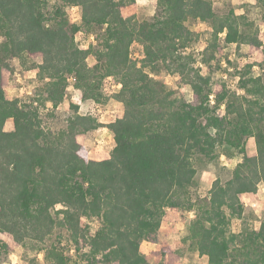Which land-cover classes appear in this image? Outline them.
<instances>
[{
  "label": "trees",
  "instance_id": "16d2710c",
  "mask_svg": "<svg viewBox=\"0 0 264 264\" xmlns=\"http://www.w3.org/2000/svg\"><path fill=\"white\" fill-rule=\"evenodd\" d=\"M255 3L241 4L243 15L237 16L233 9L217 15L213 0H157L155 15L139 21L136 0H55L52 5L0 0V233L10 236L9 243L0 241V261L25 239L42 242L57 227L68 233L75 251L89 248L84 256L90 264H174L181 255L172 246L162 248L155 263L140 252L142 242H157L167 222L186 227L183 241L206 255L207 264H264V223L254 231L243 219L239 199L255 195L264 181V48L258 38L264 35V0ZM72 5L80 6V24L67 18L65 8ZM197 17L213 29L200 53L207 70L203 77L192 52L198 36L188 24ZM225 27L221 39L217 34ZM78 31L95 35V45L80 50L74 41ZM230 43L261 56L255 78L253 63L234 68L233 78H240L234 87L220 77L228 72L220 61ZM89 56L97 61L92 68L85 63ZM13 58L26 69H39L38 94L29 104L4 91ZM37 58L41 63L34 62ZM162 72L179 74L175 87L155 78ZM69 77L80 101H117L122 118L102 124L90 114H77L79 106L68 102L61 128L44 127L39 107L51 102L46 116L58 118L59 106L69 100ZM117 83L123 85L118 93H106ZM182 85L190 86L191 101L180 94ZM9 119L12 129L5 130ZM101 127L113 134L114 146L108 159L97 162L87 157L84 140ZM250 138L254 152L246 148ZM219 148L221 155L240 157L242 163L229 180L215 179L205 197L193 200L194 160L211 162ZM57 203L65 208L52 215ZM81 217L98 222L94 234L80 226ZM233 219L243 223L238 233L231 232ZM42 251L47 264H69L54 244Z\"/></svg>",
  "mask_w": 264,
  "mask_h": 264
},
{
  "label": "rangeland",
  "instance_id": "374dc122",
  "mask_svg": "<svg viewBox=\"0 0 264 264\" xmlns=\"http://www.w3.org/2000/svg\"><path fill=\"white\" fill-rule=\"evenodd\" d=\"M48 1H49L50 5H52L55 0H48ZM244 3L249 4L247 2H243V3H238V4L234 5L232 3V0H213V9L217 15H223V14H226L230 9H233V10L238 9L239 6L241 4H244ZM250 5L256 6V3L250 4ZM151 7H152V4H151L150 0H149V3L145 4V5H138L137 4V19L139 21H141L144 19L151 18L152 15L147 14ZM255 10H258V8ZM65 11H66L68 20H70L71 11H69V8H65ZM188 24L190 25V27L192 29L197 24V21H190ZM205 24L208 27H210L209 24H207V23H205ZM193 32H195L198 36V40L193 45V48H192V52L194 54V57L197 59V58L201 57L200 56L201 52H196L195 47L199 44L200 40L203 37L208 36L210 39L211 38V32H208L207 29L197 30V31H193ZM208 40L205 41L206 44H207ZM227 47H225V49ZM225 49L223 50L221 57L224 60L225 64H226V60L229 61L230 64L229 65L226 64V65H227V67L233 69V71H234V68H236V69L241 68L239 65L240 59H242V58L247 59L253 55V54H250L249 51L242 52L240 49L237 50L235 48L233 51L235 52L236 59L235 60H229L228 58H229V56L232 55V52L225 51ZM131 50H132L133 56L137 57L139 55V47L137 45L132 46ZM37 59L40 60V58H37ZM37 59L34 62H36ZM252 63L255 64L256 61L254 60V61H252ZM248 64H250V63H248ZM13 67H14V72H15L16 66L13 65ZM256 67H258V66H256ZM19 68L21 69L19 75L21 76V79L24 80V83L23 84L17 83L15 76L12 75L11 79L8 81L7 88L15 89L18 91L21 87L27 88L28 85L35 84L36 86L31 89V95H29L26 91L22 95L17 96L14 94L11 97V98L18 99L23 103L29 104L33 100V98L37 97L39 83L37 82L36 77L34 79H25L26 73L30 69H26L25 67H22L20 65V63H19ZM233 71H231V72L228 71L229 73L224 72L220 76L223 79H225L224 77L226 76L227 77L226 80L229 81L228 84L231 87H233V80H234ZM165 76H170V75H168L165 72H162L159 75L155 76V78L157 80H160L161 82H163L168 88H172V86H169L165 83V80H164ZM174 82L175 81H173V84H174ZM183 86L184 85H182L180 88H182ZM112 87L113 86L108 85L106 87V93H113ZM67 94L69 96V98H68L69 100L67 102L74 103L71 100L72 99L71 98V92L67 91ZM180 94L183 96V98L186 101H188L186 99V93H183L180 91ZM6 95L8 96L7 92H6ZM112 101H114V100H109L106 104L100 105L101 112L105 109L106 106L110 110L112 107V104H111ZM33 104L36 105V103H33ZM82 104H84V105L91 104V108L88 109L84 115L90 114V115L94 116L95 118H97V120L100 123L106 124V123L100 121V114L101 113L95 111V105H97V104H95V103L92 104L90 101H86V103L82 102ZM66 109H63L62 107H60L58 118L56 117V118L52 119V118L46 116L47 115L46 113L48 110L47 105H45L44 107H42V106L39 107V110L41 112L40 116L42 118V125L44 127L49 126L54 131L61 128V125L63 124L62 123V115H63V112L66 111ZM122 110H123V106H122ZM104 119L109 120L110 117L106 116ZM4 129H7V130L12 129V120L9 119V121H6ZM104 129H105L104 127H101V128H98L97 130H95L93 132H89L87 134L85 140H84V147L87 151V157L90 160L101 161V160H105V159L109 158V153H110L111 149L113 148L112 145H114V141H113V136H112V142L109 141L108 136L104 134V131H103ZM252 146H253L252 143H249L247 141L246 148L249 152L251 151ZM223 150H224L223 148H219L217 150L218 157L211 162H209L206 159H203L201 157L195 158L194 163H195V168H196V176H195L196 185L193 186L192 188H190V197L193 200L198 198V197L202 198L200 195V192L202 189L205 192V195L203 197H205L207 195V192L210 189V188H204L205 181H203V179H202V173L210 172V173H212V175H214L216 177V179H218L222 183H224L225 181L230 179L231 174H232V169L222 167L221 161L219 159ZM89 154H91V158H90ZM227 159L230 161L231 159H235V157L234 158L233 157L227 158ZM241 203H242V201H241ZM54 211H56L55 207H54V209L51 210L52 215H53ZM187 216H188V213H187ZM263 216H264V211L261 212V218H263ZM85 219L87 221H89V223H82L81 219H80V226L81 227L86 226L87 228H89V230H91V223L98 224V222L92 218H85ZM243 219H246L248 223L250 221L257 219V217L254 215V210L251 207H244ZM238 220H240V219H238ZM242 224L243 223L240 220V224H239L240 229L242 227ZM177 225H181L182 227L178 228ZM231 226H232V223H231ZM230 229H231V227H230ZM185 232H187L186 227L181 223L172 224V223L164 222L161 224V227L159 229V232L157 235V242L154 244L150 243L151 245H154L155 247L154 248H148L146 246L144 251L143 252L140 251V252L148 259L149 262L155 263L158 260L159 251L166 246H172L173 248H176L181 255V259L174 264H182L183 258L188 261V264H194L193 254L195 252L189 247L188 242L183 241V239L185 237V235H184ZM61 241H63V245L61 244ZM69 242H70V240L68 237V233L63 229L56 227L53 229V231L49 235H47L44 238V240L42 242H36L34 240L25 239V241L23 242V246H22L24 248V252L21 255V259L25 262V264H27V262H30V263L32 262L33 264H38V261L35 259V256H33L32 258H29V253H35V252L42 251L44 248H47L50 245L54 244V245L58 246L63 251L64 255L69 258V264H82V262H83V264H90V262L88 261V258L86 256H84V251H82L84 248L79 250V251H75L74 245L71 243V248L74 249L73 254L75 255V259H73V254H69L70 253ZM13 250L9 251L8 253L3 254L1 260L6 262L8 260V254L10 252H12ZM9 264H10V262H9ZM45 264H47L46 261H45ZM198 264H203V262L198 261Z\"/></svg>",
  "mask_w": 264,
  "mask_h": 264
},
{
  "label": "clouds",
  "instance_id": "9594fccd",
  "mask_svg": "<svg viewBox=\"0 0 264 264\" xmlns=\"http://www.w3.org/2000/svg\"><path fill=\"white\" fill-rule=\"evenodd\" d=\"M152 5H155L157 0H150ZM243 2H247L249 4H254L256 2V0H232V3L238 4V3H243ZM136 3L138 5H145L149 3V0H136ZM68 10V9H67ZM71 16H70V23L73 24H80L81 23V9L79 5H72L71 6ZM148 15H155V8L151 7L147 13ZM234 15L240 16L243 15V9L239 8V9H234ZM126 18V16H125ZM48 25L45 24V27H47ZM108 27V25L105 23L104 28L106 29ZM207 29L208 32L213 31V29H211L210 27H208L204 22L200 21L199 18L197 17V24L191 29L192 31H197V30H205ZM260 30L261 33H264V25H260ZM227 28L225 27L222 31H220L217 35L219 38H224L227 35ZM83 36V32L82 31H78L75 36H74V41H79L81 39V37ZM259 40L261 41V48H264V35H261L258 37ZM3 37H0V41H3ZM209 39L208 36L203 37L199 44L195 47V51L196 52H203V50L207 47V44L205 43V41H207ZM135 43V42H133ZM95 45V39L93 35H89L87 40H85L83 43H80L78 45V48L80 50H87L89 45ZM236 48V43H230L228 45V47L225 49V51L228 52H232V55L229 56V60H235L236 56H235V52L233 51ZM240 50L242 52H247L249 50L247 45H241L240 46ZM187 49L185 50V55L187 54ZM140 58L142 59V55L140 56ZM259 61L261 60V56L259 52H254L253 55L247 59H240L239 61V65L242 68L245 64L248 63H252V61ZM37 64L41 63V61L39 59H37L36 61ZM85 63L87 65L88 68H92L94 64L97 63V61H95L91 56L87 57L85 59ZM212 63H215V61H213ZM221 67H227V65L225 64L224 60L221 59L220 61ZM12 65L16 66V71L12 73V75L15 76L16 82L19 84H23L24 80L21 79V76L19 75L21 69L19 68V61L16 58L12 59ZM137 67L139 68L140 65L137 64ZM194 67H198L201 69V72L199 73L200 76H205L207 75V70L205 68V66L203 64L200 63V58H197V62L194 65ZM238 70V69H237ZM39 69H32V70H28L25 76V79H34L37 76ZM229 72L233 71V69L229 68L228 69ZM145 72L147 73L148 70L145 69ZM252 73H253V78L257 77L260 75V69L258 67H256L255 64H253L252 66ZM149 76L151 77V73H148ZM217 77L214 75L213 79H216ZM225 79L227 78L226 76L224 77ZM47 80V78H45ZM107 80L111 81L112 77H107ZM180 76L179 74H174L172 76H165L164 80L165 83L169 86L175 87V85L173 84V81L175 80H179ZM239 76L235 77L233 80V87L235 85V83L237 81H239ZM36 85L35 84H31L28 85L27 88L21 87L18 91L15 89H11V88H5L4 91L7 92L8 97L11 98L14 94L19 96L24 94L26 91L29 95H31V89L34 88ZM122 84H114L112 87V92H116L118 93L119 90L122 88ZM67 91L69 92H74V95L72 96V101L79 105V109H78V113L79 115H84L85 112L91 108V104H87L84 105L81 103L80 101V91L78 90H74L71 87V84H69ZM180 91L183 93H186V99L188 101L192 100L193 97V92L190 88V86L188 85H184L182 88H180ZM243 94V90H238L237 91V95H242ZM210 102H212L213 98L212 96L209 97ZM92 104H94V102H91ZM112 107L109 110L107 108V106L105 107V109L101 112V108L100 105H95V111L101 113L100 114V121L104 122V123H114L115 120L117 118H122V105L119 102L116 101H112L111 102ZM46 105L47 108H52V104L51 102L46 101ZM68 106V102L65 101L62 105L63 109H66ZM61 107V106H59ZM223 108L224 105H221V110H220V114L223 115ZM108 116L110 117L109 120H105L104 118ZM7 130V129H5ZM104 134L108 136L109 141L112 142V136L113 134L107 129L105 128L104 130ZM114 146V145H112ZM90 158H91V154H89ZM220 161H221V166L222 167H226L228 169H234V167L239 164L242 163V159L240 157H236L235 159H231L230 161L224 156V155H220L219 157ZM100 162V161H97ZM202 179L203 181H205L204 183V188H210L212 182L216 179V177L214 175H212V173L210 172H204L202 173ZM257 189L258 191L255 193V195L253 196L252 194L249 193H244L242 194L239 199L242 201V204L245 207H251L254 210V215L257 217L256 220L250 221L249 223L253 226V230L254 231H259L260 229V225L261 223H264V218H261V212L264 211V181H261L257 184ZM201 197H203L205 195V192L203 191V189L200 192ZM210 199V197H209ZM56 210H60V209H64L65 206L57 203L55 206ZM66 210V209H65ZM188 217L190 219H194V210L190 211L188 213ZM62 218V217H61ZM81 222L82 223H89V221H87L84 217H81ZM239 224H240V220L238 219H233L232 221V226H231V232L232 233H238L240 231L239 228ZM99 227L98 224L96 223H91V231L94 234L95 231L97 230V228ZM178 228L182 227L181 225H177ZM0 241H3L4 243H9L10 242V236L6 233H0ZM61 244L63 245V241H61ZM69 246H70V253L69 254H73L74 253V249L71 248V242H69ZM148 248H154V245L151 244H147V242H142L140 245V251H144L145 247ZM82 251L84 252H88L89 248H84ZM24 252V248L22 246H15L14 250L12 252H10L8 254V260L6 262L4 261H0V264H25V262L21 259V255ZM103 254H98L96 256L97 259H100L101 256ZM33 256H35V259L38 261V264H45L44 261V251H39V252H35V253H29V258H32ZM194 256V264H198V261H202L203 264H207V260L208 257L205 255L203 257L200 256L199 252L197 251L196 253L193 254ZM73 259H75V255L73 254ZM83 264V262H82ZM182 264H188V261L186 259H182Z\"/></svg>",
  "mask_w": 264,
  "mask_h": 264
},
{
  "label": "built area",
  "instance_id": "2783aa9c",
  "mask_svg": "<svg viewBox=\"0 0 264 264\" xmlns=\"http://www.w3.org/2000/svg\"><path fill=\"white\" fill-rule=\"evenodd\" d=\"M70 9H71V7L69 8V11H70ZM90 34H86V33H84L83 32V36L81 37V39L79 40V41H75V43H76V45H77V47H78V45L80 44V43H83L85 40H87V38H88V36H89ZM91 35H93V34H91ZM94 36V35H93ZM95 39V38H94ZM67 81H68V83L69 84H72L73 83V81H74V79L72 78V77H69L68 79H67ZM74 95V92L72 93L71 92V98H72V96ZM72 100V99H71ZM82 103V102H81ZM84 103H86V102H84ZM211 103H213V102H211ZM77 105V104H76ZM79 106V105H78ZM243 205V204H242ZM243 207H245L244 205H243Z\"/></svg>",
  "mask_w": 264,
  "mask_h": 264
},
{
  "label": "crops",
  "instance_id": "0c3cea01",
  "mask_svg": "<svg viewBox=\"0 0 264 264\" xmlns=\"http://www.w3.org/2000/svg\"><path fill=\"white\" fill-rule=\"evenodd\" d=\"M239 49H240V47H239ZM7 121H9V120H7ZM248 142L249 143H252V148H251V151L250 152H254L255 151V145H254V140H253V138H250V139H248ZM185 236L187 235V232H185V234H184ZM148 244H150L149 242H147Z\"/></svg>",
  "mask_w": 264,
  "mask_h": 264
}]
</instances>
